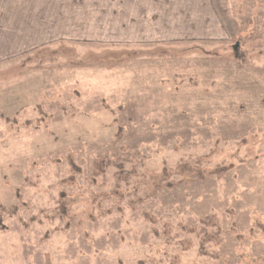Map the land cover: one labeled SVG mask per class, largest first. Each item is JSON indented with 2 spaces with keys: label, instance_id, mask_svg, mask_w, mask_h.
<instances>
[{
  "label": "rangeland",
  "instance_id": "rangeland-1",
  "mask_svg": "<svg viewBox=\"0 0 264 264\" xmlns=\"http://www.w3.org/2000/svg\"><path fill=\"white\" fill-rule=\"evenodd\" d=\"M0 3V264H264V0Z\"/></svg>",
  "mask_w": 264,
  "mask_h": 264
},
{
  "label": "crops",
  "instance_id": "crops-1",
  "mask_svg": "<svg viewBox=\"0 0 264 264\" xmlns=\"http://www.w3.org/2000/svg\"><path fill=\"white\" fill-rule=\"evenodd\" d=\"M1 6H3L1 3H0V7ZM1 9V8H0ZM0 55H2V54H5L6 52H8L9 50H8V48L9 49H11V50H14L15 48H17V47H19V43H17L16 41L14 42V44H13V46L10 44V45H8V40L6 39V35H7V33H15L16 35H18V36H21V35H23L24 33L23 32H18L17 30H20V31H22V29L24 30V31H27V29H29V27H27V26H22L21 24H20V22H19V20L17 21V20H15L17 23H15V25H13L12 27H10L9 28V26L8 25H6L7 24V19L5 20V15L2 17V14H1V10H0ZM16 19H19L18 17H16ZM41 28V27H40ZM44 27H42L40 30H39V32H41V33H39L38 34V37H36V38H39V36H43L42 35V32H48L47 31V28H45V30L44 31H42V29H43ZM49 34H47L46 36H48V37H51V35H53V31H51V32H48ZM35 38V39H36ZM5 40H7V41H5ZM8 45V46H7Z\"/></svg>",
  "mask_w": 264,
  "mask_h": 264
},
{
  "label": "trees",
  "instance_id": "trees-1",
  "mask_svg": "<svg viewBox=\"0 0 264 264\" xmlns=\"http://www.w3.org/2000/svg\"><path fill=\"white\" fill-rule=\"evenodd\" d=\"M239 45H236V48H238ZM1 232L4 231V228L2 227V229H0Z\"/></svg>",
  "mask_w": 264,
  "mask_h": 264
}]
</instances>
